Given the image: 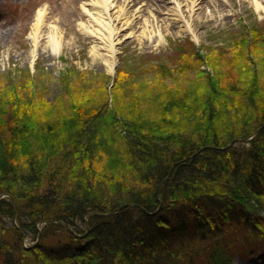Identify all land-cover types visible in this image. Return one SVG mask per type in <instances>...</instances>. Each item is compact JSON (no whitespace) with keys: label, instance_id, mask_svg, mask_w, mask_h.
Wrapping results in <instances>:
<instances>
[{"label":"trees","instance_id":"16d2710c","mask_svg":"<svg viewBox=\"0 0 264 264\" xmlns=\"http://www.w3.org/2000/svg\"><path fill=\"white\" fill-rule=\"evenodd\" d=\"M259 44L264 50V32ZM122 63L119 77L140 81L126 84L114 107L98 95L78 102L81 116L76 103L64 114L39 98L18 114L0 110V195L9 196L0 199L2 264H223L264 246V84L225 85L218 69L206 79L195 66L200 85L192 79L188 91L163 92L156 66ZM38 120L60 131L31 133ZM7 124L39 136L45 158L32 140L13 153ZM118 126L125 136L119 148L111 140L118 150L108 164L100 142ZM93 130L102 132L99 148Z\"/></svg>","mask_w":264,"mask_h":264},{"label":"rangeland","instance_id":"374dc122","mask_svg":"<svg viewBox=\"0 0 264 264\" xmlns=\"http://www.w3.org/2000/svg\"><path fill=\"white\" fill-rule=\"evenodd\" d=\"M122 3L123 1H119L118 5ZM144 3L145 1L141 0L136 6ZM213 5L204 6L203 15L192 23L194 37L180 31L178 23L170 24L168 30L161 29L157 32V28L145 26V16L137 19L129 30L123 32H130L132 36L117 45L115 67L109 74L100 56L93 54L91 39L77 29V23L85 19L81 11V0H0V90H3L0 93V97L3 98L0 110L6 109L7 116L15 112L18 114L19 111H24L26 100L30 102L39 98L47 106H54L56 112L64 114L68 113L67 109L65 111L67 103H76L78 114L81 116L84 109L78 102L82 103L84 99L98 95L107 96V107H114L116 106L114 96L117 98L127 96L129 92L124 89L125 85H131L132 89H136V83L140 81L135 73L119 77V69L123 67L122 62L126 59H130L132 63L147 62L156 66L153 70L157 73L152 76L161 78L163 92L188 91L186 89L191 86L189 81L200 85V76L190 71L195 66H198L202 77L206 79L216 77L215 68L218 69L217 73H221V78L219 75L217 77L225 85L229 83L231 86L248 88H255L259 83L263 85L264 50L261 44L258 45V39L264 32V13L255 10L252 0H225L224 6L220 1ZM40 7H51L52 12L48 15L46 23L55 25L58 30L43 29L42 38L34 48L28 34L35 11ZM167 7L168 5H165L164 9ZM214 7L216 10H213V16H210V10ZM162 19L163 15L157 14L158 24ZM48 33L60 44L57 56H52L48 50ZM189 51L193 56H190ZM175 64H180L182 69L174 67ZM162 65L164 68H159ZM137 66L139 65H134ZM15 92L18 99L14 97ZM6 114L0 111V122H3ZM28 115L32 117L31 113ZM38 122L42 121L34 123V128L29 127L31 133H34L33 129L37 130L35 132L38 134L40 129L43 132L44 129H49L51 134L60 131L58 125L48 126L43 122L38 125ZM191 123L194 124L193 121ZM11 126L10 124L4 126L8 131L6 145L13 153L15 151L20 155L28 140H32L34 136L29 137V132L21 126H18L19 128L16 126L15 131L11 130ZM93 131H97V135L92 136V145L97 148V142L100 141L97 138L102 132ZM86 135V133L82 135L83 140L86 139L84 137ZM109 135L110 137L100 142L108 144L106 153L102 155V159L108 164L111 153L118 150L110 144L111 140L112 144L119 148L118 135L125 136L124 129L118 126L113 135ZM38 137H35V141L32 140L34 144L32 151L34 153L36 151L41 158L44 157L45 150L40 144L41 141L35 144L37 140L39 141ZM38 149L41 151L37 152ZM23 161L24 158L22 163ZM6 197L9 196L0 195V199ZM249 203L252 204L253 201L249 200ZM254 210L257 211L255 207ZM55 234L62 235L61 232ZM54 238L50 239L52 244L56 241ZM11 241L13 242L9 238L5 242L9 244ZM213 244L211 243V246ZM32 246L34 243L30 238L23 243V248L27 250ZM230 254L231 261L228 262L227 257L223 256L221 263L264 264V246L257 254L245 259Z\"/></svg>","mask_w":264,"mask_h":264},{"label":"bare ground","instance_id":"6f19581e","mask_svg":"<svg viewBox=\"0 0 264 264\" xmlns=\"http://www.w3.org/2000/svg\"><path fill=\"white\" fill-rule=\"evenodd\" d=\"M119 1H123L122 5H118ZM140 1L81 0V11L85 19L77 23V29L91 39L93 54L100 56L102 64L109 74L115 67L117 45L132 36L130 32H123L129 30L137 19L145 16V26L147 28L155 27L157 32H160L161 29L168 30L170 24L178 23L180 31L194 37L192 23L203 15L204 6L213 7V4L219 1L222 6L225 5V0H144V4L136 6ZM252 2L257 12L264 13V0H252ZM165 5L168 7L164 9ZM134 6L136 7L133 8ZM213 10L216 8L210 10V16H213ZM51 12V7H40L35 11L28 34L34 48L42 38L43 29L58 30L55 25L46 23ZM157 14L163 15L160 24L156 22ZM47 36L49 38L48 50L52 56H57L60 44L50 33Z\"/></svg>","mask_w":264,"mask_h":264}]
</instances>
